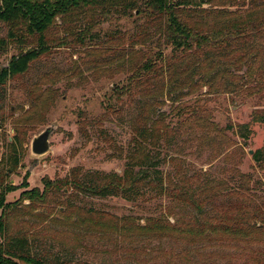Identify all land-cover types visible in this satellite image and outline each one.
I'll use <instances>...</instances> for the list:
<instances>
[{
  "label": "trees",
  "instance_id": "1",
  "mask_svg": "<svg viewBox=\"0 0 264 264\" xmlns=\"http://www.w3.org/2000/svg\"><path fill=\"white\" fill-rule=\"evenodd\" d=\"M125 18L134 19V28L123 32L118 24ZM107 23H111L110 29L104 30ZM153 40L156 52L137 49ZM94 46H100L101 52L108 55L125 49L145 55L133 67L131 84L125 92L151 101L165 96L178 102L179 108L185 98L192 96L197 105L186 107L187 117L178 130L208 128L210 115L200 105L202 97L249 96L250 89L264 90V0H0V57L8 55L11 47L21 50L0 68V128L5 121L4 94L10 81L25 78L34 63L56 52L71 50L80 55L94 52L89 51ZM35 94L33 87L31 97ZM149 106L143 107L135 122V151L128 157L122 175L96 174L82 179L79 170H74L64 180H45L43 191H25L18 201L8 203L7 196L17 188L7 181L8 170L3 165L12 170L18 168L26 141L25 130L17 127L16 136L7 143L8 157L0 161V264H90L55 258L50 251H44L46 248L40 250L47 243H39L34 232L46 225L38 228L35 221L28 220L19 223L20 215L35 219L37 216L30 213L34 209L54 211L60 206L59 213L66 216L82 213L79 224L103 226L106 215L99 217L100 212L76 207L69 198L59 200L71 189L78 194L120 196L128 201L151 193L165 196L183 209H193L197 215L181 216L173 224L169 219H149L144 227L188 244H256L261 240L264 202L258 204L254 200L251 193L257 188L252 187L250 175H240L237 189L226 183L216 186L208 180L194 188L188 180L195 177L187 178L180 170L176 172L179 182L174 176L165 177L159 168L161 153H153L149 147L161 152L163 142L173 146L170 136L178 130L174 132L162 119L149 124ZM36 114L32 108L25 116L26 122ZM252 122L264 125V109L252 113ZM237 133L243 145L248 146L253 134L251 124L238 125ZM252 159L257 167L264 168V146L253 152ZM218 197L227 199L217 202ZM25 201L30 202L28 209L22 206ZM51 202L55 206H50ZM42 218L39 223L45 224L47 219ZM54 244L61 251L73 249L64 241L56 240ZM244 257L240 264H264L260 254Z\"/></svg>",
  "mask_w": 264,
  "mask_h": 264
},
{
  "label": "rangeland",
  "instance_id": "2",
  "mask_svg": "<svg viewBox=\"0 0 264 264\" xmlns=\"http://www.w3.org/2000/svg\"><path fill=\"white\" fill-rule=\"evenodd\" d=\"M133 20L119 21L120 30H132ZM110 26L111 23H107L103 28L107 30ZM137 49L144 53L149 49L156 52V41ZM102 50L100 46H94L89 50L94 52L80 55L61 50L34 63L25 78L8 83L4 94L5 121L0 128V161L8 157L7 143L16 136L17 127L26 133L24 156L18 168L12 170L3 165L8 170L7 181L17 188L7 196L8 203L18 201L25 191L35 188L43 191L45 180H64L74 170H79L82 179L96 174L122 175L128 157L135 151V122L144 111L143 107L152 104L150 108L146 107L150 112L149 124L162 119L176 132L187 117L186 107L197 105L192 96L185 98L179 108L178 102L165 96L154 97L151 101L140 94L126 93L133 67L145 55L129 49L108 55ZM20 51L11 47L8 55L0 57V68L7 66L11 57ZM33 87L36 94L31 97ZM202 99L200 105L210 115L209 127L178 130L177 134L170 136L174 145L163 142L161 152L149 147L153 153H161L159 168L165 177L174 176L177 182L176 172L179 170L187 178L195 177L188 180L194 188L208 180L216 186H225L226 183L237 189L240 175H250L254 183L252 187L257 188L251 194L258 204H262L264 168L256 166L251 151L264 146V125L252 122V113L258 108L264 109V90L250 89L249 96L246 93ZM156 101L158 103L154 104ZM32 108L37 114L26 122L25 116ZM249 123L253 134L248 146H244L237 126ZM48 127L54 128L50 151L36 156L32 153L33 138ZM66 193L71 197L60 196L61 202L69 198L76 207L100 212L99 217L106 215L105 224H79L84 216L82 213L76 211L66 216L59 213L60 206L54 211L49 208L32 210L30 213L38 217L35 219L20 215L19 223L28 220V223L35 221L38 228L46 225L34 233L38 234L35 236L38 242L41 241L39 243H47L40 250L46 248L44 251H50L55 258L90 264H240L245 261L244 256L254 253L264 256V235L259 236L261 240L256 244L230 241L188 244L146 230L144 227L149 224V219H169L173 224L181 216L198 214L193 209L179 207L165 196L149 193L136 201H128L120 196L101 198L89 193L78 194L74 189ZM225 199L218 197L217 202ZM29 203L25 201L22 206L28 209ZM50 206L55 203L51 202ZM42 217L47 219L45 224L39 223ZM56 240L66 242L73 249L61 251L54 244Z\"/></svg>",
  "mask_w": 264,
  "mask_h": 264
},
{
  "label": "water",
  "instance_id": "3",
  "mask_svg": "<svg viewBox=\"0 0 264 264\" xmlns=\"http://www.w3.org/2000/svg\"><path fill=\"white\" fill-rule=\"evenodd\" d=\"M53 133L54 128L48 127L39 135L35 136L32 141V153L36 156H43L47 154L51 148L50 139ZM251 154H253V151H251Z\"/></svg>",
  "mask_w": 264,
  "mask_h": 264
}]
</instances>
